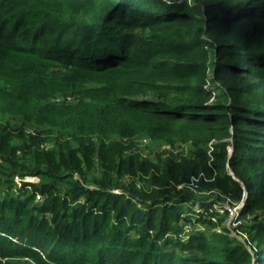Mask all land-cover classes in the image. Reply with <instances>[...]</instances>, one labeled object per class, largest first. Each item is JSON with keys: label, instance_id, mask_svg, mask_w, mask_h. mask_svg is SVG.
<instances>
[{"label": "trees", "instance_id": "1", "mask_svg": "<svg viewBox=\"0 0 264 264\" xmlns=\"http://www.w3.org/2000/svg\"><path fill=\"white\" fill-rule=\"evenodd\" d=\"M0 264H264V0H0Z\"/></svg>", "mask_w": 264, "mask_h": 264}, {"label": "built area", "instance_id": "2", "mask_svg": "<svg viewBox=\"0 0 264 264\" xmlns=\"http://www.w3.org/2000/svg\"><path fill=\"white\" fill-rule=\"evenodd\" d=\"M25 177H32V180L30 181H35L36 180V177H33V176H25ZM25 177H21V176H18V175H14L13 176V180L14 182L17 184H21L22 182H28L29 179H26ZM188 187L191 188V190H196L197 189V184L192 181L189 185H187ZM41 199V196L39 194L36 195V200H40ZM244 201L242 200L241 202L239 203H234V202H231L229 201V199H226L225 202L223 203H220V208L218 209V211L220 212H227V223L225 221V224L229 226V223L233 222L232 220H234L235 222H237V217L239 215V212H240V209L242 208V205H243ZM214 207H216L217 209V205L214 204ZM189 226H187L188 228ZM216 231L218 232H221V228L219 226H217L216 228H214Z\"/></svg>", "mask_w": 264, "mask_h": 264}, {"label": "rangeland", "instance_id": "3", "mask_svg": "<svg viewBox=\"0 0 264 264\" xmlns=\"http://www.w3.org/2000/svg\"><path fill=\"white\" fill-rule=\"evenodd\" d=\"M214 98H215V95H212L211 96V98H210V100H214ZM66 99L68 100L69 98L68 97H66ZM63 100V97H60L59 99H58V101L59 102H61ZM13 123H15V125H17V126H21V125H23V121H21V119L20 118H16L14 121H13ZM32 130V129H31ZM140 142H141V144L143 145V147H147L146 145H149V147L151 148H157V143H155V142H152V141H150V140H148V139H146V138H140ZM148 147V149H150ZM168 148V145H165V146H162V148ZM151 148V149H152ZM26 179H29V181L30 180H32V177H25ZM17 183V182H16ZM17 186V185H16ZM17 188V187H16ZM199 196H202V194H198ZM219 201V200H218ZM216 205H217V209H219L220 208V203H215ZM195 208H196V210H198L199 208L197 207V206H195ZM227 218H226V223H227ZM233 222H231V223H229V228L232 230V235L234 236V237H236L237 239H239V240H242V241H244V239H245V236L243 235V233H241L236 227H237V225H238V222H235L234 220H232ZM225 223V222H224ZM199 226V225H198Z\"/></svg>", "mask_w": 264, "mask_h": 264}, {"label": "water", "instance_id": "4", "mask_svg": "<svg viewBox=\"0 0 264 264\" xmlns=\"http://www.w3.org/2000/svg\"><path fill=\"white\" fill-rule=\"evenodd\" d=\"M232 174V176L234 177V178H236L237 180H239L240 181V179H239V177L235 174V173H231ZM245 196H244V198H243V201H245Z\"/></svg>", "mask_w": 264, "mask_h": 264}]
</instances>
